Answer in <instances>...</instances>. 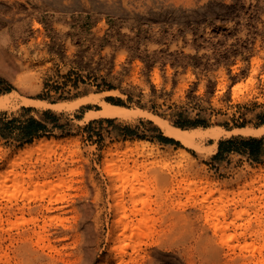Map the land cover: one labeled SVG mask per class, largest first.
<instances>
[{
  "label": "rangeland",
  "instance_id": "rangeland-1",
  "mask_svg": "<svg viewBox=\"0 0 264 264\" xmlns=\"http://www.w3.org/2000/svg\"><path fill=\"white\" fill-rule=\"evenodd\" d=\"M100 94L183 130L264 126V0H0V98L12 95L0 108V170L18 149L59 145L2 180L0 264H264V180L244 186L264 175V134L206 139L198 154L140 116L86 120L98 106L20 102ZM140 141L165 156L105 155ZM124 161L135 167L121 187L110 175ZM189 181L230 192L210 203L225 234L205 221L207 188ZM35 187L43 193L23 194ZM131 187L141 189L132 198ZM123 214L138 230L113 228Z\"/></svg>",
  "mask_w": 264,
  "mask_h": 264
},
{
  "label": "bare ground",
  "instance_id": "bare-ground-1",
  "mask_svg": "<svg viewBox=\"0 0 264 264\" xmlns=\"http://www.w3.org/2000/svg\"><path fill=\"white\" fill-rule=\"evenodd\" d=\"M112 94V92H110ZM12 97V95H8V96H3L0 98V108H3L7 105L8 100ZM103 94L100 95H93V96H89L85 97V98H81L78 99L74 102H70V103H57V104H45L41 101H37V100H32V99H27V98H20V102L22 106H30V107H40V108H49V109H54V110H69V109H74L77 108L81 105H85V104H93L99 107V109L97 111H88L86 112L85 118L86 120H91L92 118H108V119H113V118H121V119H132L133 117L136 116H140L142 118H145L149 121H151L157 128H159V130L161 131L162 135L164 137H167L169 139H172L178 143H180L181 145L185 146L186 148H190L193 151H195L198 154H202L204 153L202 146H201V142L206 140V139H215L217 140L220 136L222 135H242V136H247V137H259L261 135L264 134V126L258 128V129H251V128H241V129H233V131L231 130L230 132H225L223 129L221 128H213V129H207V130H203L201 128L198 129H192V130H183L177 127H173V126H169L168 124H166L165 122H163L161 119H159V117H155V116H151L149 114L143 113V112H138V113H130L128 112L125 108L121 107V106H117V105H113L111 103H108L106 101L102 100ZM6 104V105H5ZM5 105V106H4ZM85 120V119H84ZM53 142H48L45 140H40L38 141L34 146H27V148H22V149H18L17 151H15V154L10 156L9 158H7L5 161V168L0 170V195L4 194L7 192V189L4 185H2V180L6 177L7 174L11 173L19 164L20 161H22V159L24 158H30L32 156H36V161L35 162H43L44 161V157H47L48 154L51 152L50 150H52V148L54 146L59 147V145L53 143ZM214 149H216V145L213 146ZM60 148L62 150H64V147ZM59 148V149H60ZM208 150V149H207ZM147 153V155L149 156H159V157H163L165 156L164 153H160L159 151H157L156 149H154V147L150 146L147 142H143L140 141L138 143L135 144V147L133 148H128V150H125L123 152H114V154L111 153V151H109L108 153H106L105 155L109 156L111 159L110 161L114 158H119L121 155L125 156L129 153L133 154L136 153L137 155H142V153ZM179 156L180 158H183L184 160H189V154L184 151V150H179ZM206 153V152H205ZM1 155L4 157L2 149L0 148V157ZM109 161V160H108ZM109 161V162H110ZM108 162V163H109ZM125 162V161H124ZM28 168H31L32 163L28 162L27 163ZM135 167V163L133 164V166L128 167L126 166V162L123 163L122 168L119 167H115V170H112V174L110 175L111 177V181L113 182H117L120 184L121 187H125L127 184L131 185L133 182H127L126 180L121 181L119 178L126 175V173L128 171H132V168ZM27 176H23L21 177L20 180H16L15 182H13V184H11V188L13 190L22 188L23 184L26 183V180H31V175H29V172L27 173ZM260 180H264V175L261 176H257L256 178H252L250 179V182H248L247 184H245L244 186L247 187H251L252 185H254L255 183H257ZM60 182V181H59ZM57 186V185H54ZM200 186V188L197 189L198 193L201 190L202 193L206 190L208 191V197L204 198V204L202 206V209L205 208L204 211V218L205 221L207 223H209V221L213 220L212 223H210V228L213 231L214 234L216 233H220L221 235L225 234V231L227 230V227H222L220 226V228H218L219 223L217 222V217L221 216L222 219L224 218V214L223 213H219V215H215L214 213H212V208H211V202H215L217 199H221V197H226L230 192L226 191V190H219L216 189L215 191H213L211 188V185L206 182V181H189L186 184V188L185 189H190L191 187H198ZM118 187H115V189H117ZM43 187H35L34 189H32L31 191H24V195H33V196H37L40 193H43ZM50 191H53V189H51ZM141 189L140 187L138 188H134L131 187V189L129 190V197H133L137 192H140ZM210 199V201H208L207 199ZM261 199H264V195ZM253 201H259L260 199L258 198H253ZM53 200H51L49 198V203L52 202ZM121 205V204H120ZM114 209H118L119 208V201H117L114 204ZM42 208L43 210H49V207H39ZM127 219V216L120 215L119 218H117L115 220V222L113 223V228L117 229L120 228L122 230H131V231H136L138 230L137 225L132 224L130 222H125V220ZM111 231H108V236H110ZM33 235H37V233H33ZM107 236V238H108ZM133 238V236L131 235V237L126 238L127 241L131 240ZM121 240L118 239L117 243L114 244L110 249L111 251H113V253L115 254L116 257H121L124 253H125V249L126 245L123 246L120 244Z\"/></svg>",
  "mask_w": 264,
  "mask_h": 264
},
{
  "label": "trees",
  "instance_id": "trees-1",
  "mask_svg": "<svg viewBox=\"0 0 264 264\" xmlns=\"http://www.w3.org/2000/svg\"><path fill=\"white\" fill-rule=\"evenodd\" d=\"M31 122H34V121H31ZM39 128H40V130H37L36 132L32 133L31 136H36V135H38L39 131H41V130L43 129V126L39 124ZM245 144H247V143H245ZM221 146H222V144L220 145V147H221ZM220 147H219V148H220Z\"/></svg>",
  "mask_w": 264,
  "mask_h": 264
}]
</instances>
